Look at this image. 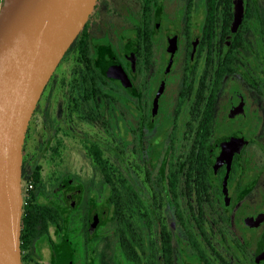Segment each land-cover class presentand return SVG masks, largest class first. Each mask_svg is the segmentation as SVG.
Returning a JSON list of instances; mask_svg holds the SVG:
<instances>
[{
	"label": "flooded vegetation",
	"instance_id": "flooded-vegetation-1",
	"mask_svg": "<svg viewBox=\"0 0 264 264\" xmlns=\"http://www.w3.org/2000/svg\"><path fill=\"white\" fill-rule=\"evenodd\" d=\"M21 191V264H264V0H96Z\"/></svg>",
	"mask_w": 264,
	"mask_h": 264
},
{
	"label": "water",
	"instance_id": "water-1",
	"mask_svg": "<svg viewBox=\"0 0 264 264\" xmlns=\"http://www.w3.org/2000/svg\"><path fill=\"white\" fill-rule=\"evenodd\" d=\"M96 0L0 7V264H21L22 144L34 106Z\"/></svg>",
	"mask_w": 264,
	"mask_h": 264
},
{
	"label": "built area",
	"instance_id": "built-area-1",
	"mask_svg": "<svg viewBox=\"0 0 264 264\" xmlns=\"http://www.w3.org/2000/svg\"><path fill=\"white\" fill-rule=\"evenodd\" d=\"M27 186H28V185H26V187H27ZM26 187H25V188H26Z\"/></svg>",
	"mask_w": 264,
	"mask_h": 264
}]
</instances>
